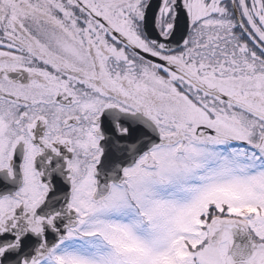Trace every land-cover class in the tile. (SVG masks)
I'll return each instance as SVG.
<instances>
[{"label": "snow or ice", "instance_id": "1", "mask_svg": "<svg viewBox=\"0 0 264 264\" xmlns=\"http://www.w3.org/2000/svg\"><path fill=\"white\" fill-rule=\"evenodd\" d=\"M0 264H264V0H0Z\"/></svg>", "mask_w": 264, "mask_h": 264}]
</instances>
